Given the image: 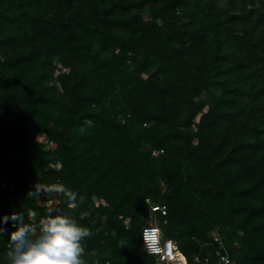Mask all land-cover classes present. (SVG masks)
Returning <instances> with one entry per match:
<instances>
[{
    "label": "trees",
    "instance_id": "trees-1",
    "mask_svg": "<svg viewBox=\"0 0 264 264\" xmlns=\"http://www.w3.org/2000/svg\"><path fill=\"white\" fill-rule=\"evenodd\" d=\"M147 198L185 264L215 228L264 264V0H0V216L55 201L85 264H155Z\"/></svg>",
    "mask_w": 264,
    "mask_h": 264
},
{
    "label": "clouds",
    "instance_id": "clouds-1",
    "mask_svg": "<svg viewBox=\"0 0 264 264\" xmlns=\"http://www.w3.org/2000/svg\"><path fill=\"white\" fill-rule=\"evenodd\" d=\"M29 197L43 193L61 195L70 209H75L78 194L62 183L47 186H33ZM82 200L83 198L80 197ZM36 213L30 216L31 222H25L22 213L11 212L0 216V238L8 236V251L4 264H85L83 241L92 233L77 221L63 214L49 201L46 215L37 222ZM12 224L9 231L3 225ZM144 246L150 253H159L158 231L152 227L143 230Z\"/></svg>",
    "mask_w": 264,
    "mask_h": 264
},
{
    "label": "built area",
    "instance_id": "built-area-1",
    "mask_svg": "<svg viewBox=\"0 0 264 264\" xmlns=\"http://www.w3.org/2000/svg\"><path fill=\"white\" fill-rule=\"evenodd\" d=\"M152 154L157 155L158 150H154ZM146 201L151 206L150 207L151 208V219L142 228V231H141V243H142L143 249L148 254L154 256L155 261H156L155 264H158V261H159V264H185V259L183 257V254L178 250L176 241L173 238L165 237L163 235V231L160 225L157 223L156 219H154V216L158 212H161L162 214H166V207L164 205L152 203L150 198H147ZM128 220L129 219H127L126 222H128ZM146 227H152L158 231L159 247L161 249L159 253H150L145 248L144 240L142 236H143V230ZM211 234L213 237V241L217 242L219 244V247L215 250L212 256H209V257L206 256L203 261H200V258L197 257L196 258L197 261H199L200 264H237V261L231 257L228 250L223 245L218 229L215 228Z\"/></svg>",
    "mask_w": 264,
    "mask_h": 264
},
{
    "label": "rangeland",
    "instance_id": "rangeland-1",
    "mask_svg": "<svg viewBox=\"0 0 264 264\" xmlns=\"http://www.w3.org/2000/svg\"><path fill=\"white\" fill-rule=\"evenodd\" d=\"M148 17V15H146V18ZM53 202H55V201H53ZM127 221V220H126ZM183 257H184V259H185V261H186V257H185V255L183 254ZM158 264H159V261H158Z\"/></svg>",
    "mask_w": 264,
    "mask_h": 264
}]
</instances>
